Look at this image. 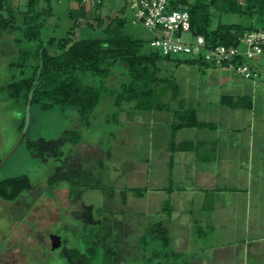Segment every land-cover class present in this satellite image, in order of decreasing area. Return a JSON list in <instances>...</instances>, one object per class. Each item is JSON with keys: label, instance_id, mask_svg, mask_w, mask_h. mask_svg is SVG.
I'll return each instance as SVG.
<instances>
[{"label": "rangeland", "instance_id": "rangeland-1", "mask_svg": "<svg viewBox=\"0 0 264 264\" xmlns=\"http://www.w3.org/2000/svg\"><path fill=\"white\" fill-rule=\"evenodd\" d=\"M11 1L18 8L26 9L27 0ZM102 1L98 8V3L88 0L83 5L74 0H51L53 13L42 30V40L64 36L75 17H79L81 24L77 37L104 36L107 18L101 21V26L84 22L95 23L96 17L118 15L126 17L127 22L116 33L141 40L143 51L149 52L153 33L142 24L133 23L127 0ZM41 5H45L44 0ZM222 16L215 12L214 22H240L246 26L264 22L260 16L249 14ZM20 36L21 32L8 34L0 30V85L33 72L32 66L37 61L34 56L23 72L16 65L22 60L21 52L35 50L40 41L18 40ZM179 58L183 60L186 56L159 62V75L176 84L175 88L168 87L162 97L170 105L168 108L143 111L135 108V102H124L120 109L113 98L103 94L89 127L81 125L79 113L72 106L44 109L26 105L24 99L14 100L5 93L0 94V160L4 161L0 166V180L27 174L33 185L16 200L0 197V264H157L164 259L162 251L173 249L182 251H178L181 256L172 260L175 264L195 261L203 252L215 257L211 260L216 264L246 262L243 251L246 246L241 241L249 243L252 239L264 238L261 231L250 229L251 212H234L215 231L189 223L192 229L188 242H184L180 238L181 213L176 210L170 217L164 208L168 199L183 194L179 192L181 186H186L189 191L185 194L192 197L196 174L202 168L215 169L219 175L216 183L222 186L245 188L248 174L255 188L261 184L257 177L259 168L247 162L246 142L250 139L245 127L264 118V54L257 59L258 63L252 62L257 71L253 80L228 67L187 61L177 64L175 59ZM116 67L107 84L119 90V85L128 81L127 67L123 63ZM79 75L86 84L99 86L101 83L99 77ZM243 94L254 98L253 111L222 104L224 95ZM182 105L197 108L200 120L212 121L219 127L183 128L176 133L177 142L233 135L240 141L244 154L228 157L227 163L217 167L216 163H203L192 152L187 154L190 160L182 162V152H177L172 170L173 153L169 146L173 140L172 124L176 121L173 110ZM23 121L25 126L21 131L19 125ZM71 128L82 130V140L77 144L64 143V155L58 159L44 160L28 148L29 139H57ZM67 157H70L69 164L64 169L72 173L71 180L58 181L52 186L49 178ZM197 201L187 218L199 217ZM163 219L172 238L169 246H163L161 237L147 232ZM50 234L62 239L57 249L51 247ZM202 246L208 250L200 249ZM73 249L80 254L74 256Z\"/></svg>", "mask_w": 264, "mask_h": 264}, {"label": "trees", "instance_id": "trees-1", "mask_svg": "<svg viewBox=\"0 0 264 264\" xmlns=\"http://www.w3.org/2000/svg\"><path fill=\"white\" fill-rule=\"evenodd\" d=\"M74 1L79 5L84 4V0ZM40 2V0H27L26 9L23 10L14 5L11 0H0V30L8 34L21 32L18 40L40 41L35 50L22 51V60L16 65L23 72L24 68L29 66L30 58L34 56L37 61L32 66V74L0 85V94L5 93L14 100L24 99L26 105H38L44 109L55 105L72 106L78 111L81 125L84 127L91 125L92 113L101 102L103 94L113 98L114 104L120 109L124 102H135V108L143 111L170 106L162 101V97L167 94L168 87L175 88L176 84L159 75V62L173 60L174 56L163 55L153 48L149 52H144L141 40L117 34V28L125 26L126 17L100 16L94 19L95 23L86 20L85 25L101 26V21L107 18V25L103 28L104 36L91 37H77L81 24L79 17H75L64 36L50 37L47 41H43L42 30L46 26L47 18L52 15L53 9L51 0H44L45 5L41 6ZM96 3H98L96 7L100 8L103 1ZM179 4H183L184 8L190 12L193 34L203 35L209 46L235 45L245 32L264 28V22L250 26L240 22L220 20L217 23L214 22L215 12H220L222 17L226 14L256 15L264 21V0H178L173 2L174 6ZM175 61L177 64L187 61L216 66L202 59L190 57L183 60L175 59ZM118 63L125 64L128 76V81L122 82L119 90L107 84L117 70ZM79 73L99 77L100 85L86 84ZM221 101L223 105L234 109L253 108V97L247 94L236 97L224 95ZM173 113L176 121L172 124L173 140L169 146L172 153L192 151L198 148L197 143L190 139L177 142L175 138L177 131L186 127L213 128L216 126L212 121L200 120L198 110L193 106L184 107L182 105L174 109ZM24 126L23 121L19 125L21 131ZM82 137L81 129L71 128L57 139H29L28 148L34 156L44 160L48 157L58 159L64 155L62 150L64 143L77 144ZM69 159L70 157H67L63 166L59 167L58 171L49 178L52 186L58 181L71 180L72 173L64 169L69 164ZM171 159L173 168V154ZM32 186V181L27 174L0 180V197L5 200H16L20 194L31 190ZM125 194L124 192V201ZM164 212L171 217L173 212L171 199L166 201ZM147 232L149 235L161 237L164 241L163 246H169L172 241L167 221L164 219L155 222ZM72 254L78 256L80 252L73 249ZM181 254L174 249L162 251L161 255L164 259L157 264H175L172 260Z\"/></svg>", "mask_w": 264, "mask_h": 264}, {"label": "crops", "instance_id": "crops-1", "mask_svg": "<svg viewBox=\"0 0 264 264\" xmlns=\"http://www.w3.org/2000/svg\"><path fill=\"white\" fill-rule=\"evenodd\" d=\"M84 4H86L85 0ZM255 62L258 63L259 61L256 59ZM254 106L253 98V108L247 110L253 111ZM218 127L219 124H216L213 129H217ZM245 128L248 130V137L250 139L246 142L248 143V150H246L247 162L259 168L260 171L257 177L261 181V184L255 188L251 174H248L245 180V188H241L237 185L222 186L216 183L219 175L215 169L213 170L209 167L202 168L196 174L197 184L196 189L190 193L192 197H190L189 194H185L186 191H189L186 186H181L179 192L183 194L171 198L173 212L176 210L180 212L182 215L181 220H183V223L185 221V224L182 223L180 226V238H182L184 242H188L190 236L189 232L190 229H192L191 226L188 227L189 223L191 225L199 224L201 227H207L210 231H215L217 228L223 226V220L231 219L233 213L238 210L246 213L251 212L249 217L250 229L259 230L264 233V118L262 117L261 120L255 121L254 124L251 123ZM220 132H223V130ZM226 137H229V139H225ZM193 141L197 143V149L192 151H177L182 152L180 157L182 162H188L190 157L187 154L188 152H192L196 154L198 159L203 163H216L218 164L217 167H222L221 164L227 163L228 157L237 158L244 154V151H242L240 147V141L233 135H221L214 140ZM177 152L173 153L172 170L175 169V153ZM244 178L245 177L242 176V179ZM193 194L197 195V197L195 198ZM196 201L200 208L199 217L187 218L186 215L191 212L192 206L196 204ZM181 206H183V208ZM241 243L246 246L243 250L245 252L244 259L246 261L244 264H264V238L261 240L252 239L249 243L244 240L241 241ZM200 249L204 251L208 250L205 249V246H202ZM176 251L182 252L181 250ZM211 259L216 258L203 252L197 259L195 258V261L188 260V264H216L212 262Z\"/></svg>", "mask_w": 264, "mask_h": 264}, {"label": "built area", "instance_id": "built-area-1", "mask_svg": "<svg viewBox=\"0 0 264 264\" xmlns=\"http://www.w3.org/2000/svg\"><path fill=\"white\" fill-rule=\"evenodd\" d=\"M88 1L95 4L101 0ZM174 1L178 0H127L133 23L153 33L150 44L154 50L202 59L231 68L245 79H255L257 71L252 62L264 54V28L245 32L235 45L209 46L203 35L193 34L190 12L183 4L174 6Z\"/></svg>", "mask_w": 264, "mask_h": 264}, {"label": "water", "instance_id": "water-1", "mask_svg": "<svg viewBox=\"0 0 264 264\" xmlns=\"http://www.w3.org/2000/svg\"><path fill=\"white\" fill-rule=\"evenodd\" d=\"M3 163H4V161L0 163V166H2ZM50 239H51L52 249H57L58 247H60L62 245V239L59 235L51 234Z\"/></svg>", "mask_w": 264, "mask_h": 264}, {"label": "flooded vegetation", "instance_id": "flooded-vegetation-1", "mask_svg": "<svg viewBox=\"0 0 264 264\" xmlns=\"http://www.w3.org/2000/svg\"><path fill=\"white\" fill-rule=\"evenodd\" d=\"M50 236H51V234H50Z\"/></svg>", "mask_w": 264, "mask_h": 264}]
</instances>
